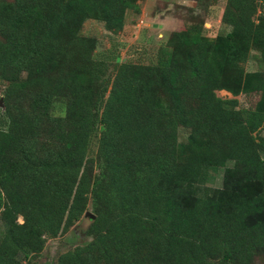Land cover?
I'll list each match as a JSON object with an SVG mask.
<instances>
[{
  "label": "trees",
  "instance_id": "1",
  "mask_svg": "<svg viewBox=\"0 0 264 264\" xmlns=\"http://www.w3.org/2000/svg\"><path fill=\"white\" fill-rule=\"evenodd\" d=\"M138 1L0 0V264L40 255L89 209L90 241L56 264H264L261 0H225L224 35L191 23L156 63L109 69L81 29L117 34ZM252 52L262 69L246 72Z\"/></svg>",
  "mask_w": 264,
  "mask_h": 264
},
{
  "label": "rangeland",
  "instance_id": "2",
  "mask_svg": "<svg viewBox=\"0 0 264 264\" xmlns=\"http://www.w3.org/2000/svg\"><path fill=\"white\" fill-rule=\"evenodd\" d=\"M224 3L225 0H139V12L127 11L124 27L119 33H109L101 22L87 20L81 34L97 40L94 59L105 62L109 69L116 58L119 62L154 64L160 56L161 49H165L170 34L184 30L191 23L203 21L204 33L210 38L226 34L229 28L219 22ZM261 3L259 10L264 13V0H261ZM205 10L208 12L206 16ZM154 24L159 27H153ZM243 67L246 72L261 70L258 55L252 52ZM216 95L224 100L232 99L225 91H218ZM235 99L240 109L252 110L259 99V94L240 95ZM56 104L59 109L61 103ZM186 135L187 131L181 125L179 141L184 142ZM260 135L264 136V129L260 131ZM96 140L93 138L91 144L89 156L92 158L95 157ZM223 172L224 169L220 168L211 172L212 177L205 187L220 188ZM87 211L92 213L90 209ZM17 222L21 223L22 219L19 217ZM90 222V219L82 217L65 234L48 239L42 253L31 257L23 264H56L61 253L90 241L91 238L85 234Z\"/></svg>",
  "mask_w": 264,
  "mask_h": 264
},
{
  "label": "water",
  "instance_id": "3",
  "mask_svg": "<svg viewBox=\"0 0 264 264\" xmlns=\"http://www.w3.org/2000/svg\"><path fill=\"white\" fill-rule=\"evenodd\" d=\"M153 27H159L158 25H153ZM2 105V100H0V106ZM84 218H88V219H90L91 221H94L95 220V216L92 214V213H90L89 211H86L85 213H84Z\"/></svg>",
  "mask_w": 264,
  "mask_h": 264
},
{
  "label": "crops",
  "instance_id": "4",
  "mask_svg": "<svg viewBox=\"0 0 264 264\" xmlns=\"http://www.w3.org/2000/svg\"><path fill=\"white\" fill-rule=\"evenodd\" d=\"M222 11H223V9H222ZM221 15H222V12H221ZM219 19H221V16H220V18ZM220 22V21H219ZM153 26V25H152Z\"/></svg>",
  "mask_w": 264,
  "mask_h": 264
}]
</instances>
